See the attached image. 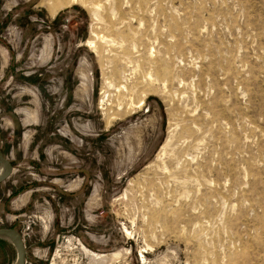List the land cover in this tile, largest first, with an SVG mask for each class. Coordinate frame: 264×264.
<instances>
[{"label": "rangeland", "instance_id": "1", "mask_svg": "<svg viewBox=\"0 0 264 264\" xmlns=\"http://www.w3.org/2000/svg\"><path fill=\"white\" fill-rule=\"evenodd\" d=\"M0 148L26 264H264V0H0Z\"/></svg>", "mask_w": 264, "mask_h": 264}, {"label": "water", "instance_id": "2", "mask_svg": "<svg viewBox=\"0 0 264 264\" xmlns=\"http://www.w3.org/2000/svg\"><path fill=\"white\" fill-rule=\"evenodd\" d=\"M0 163L2 170L0 172V184L10 177L14 167L0 148ZM0 239L9 241L17 251V264H26L27 248L22 234L13 227H0Z\"/></svg>", "mask_w": 264, "mask_h": 264}, {"label": "trees", "instance_id": "3", "mask_svg": "<svg viewBox=\"0 0 264 264\" xmlns=\"http://www.w3.org/2000/svg\"><path fill=\"white\" fill-rule=\"evenodd\" d=\"M19 192H20L19 190H16V191L13 192L12 195H17ZM7 244H9V241H7L5 239H0V247L5 246Z\"/></svg>", "mask_w": 264, "mask_h": 264}, {"label": "bare ground", "instance_id": "4", "mask_svg": "<svg viewBox=\"0 0 264 264\" xmlns=\"http://www.w3.org/2000/svg\"><path fill=\"white\" fill-rule=\"evenodd\" d=\"M92 42H93V41H90V40H89V43H87V44H91ZM1 170H2V166H1V163H0V172H1ZM83 249H84V248H83ZM86 251H87V250H86ZM91 254H93L94 256H97V257L103 256V255H99V253L96 254L95 252H92ZM13 264H17L16 261H15ZM53 264H55V263H53Z\"/></svg>", "mask_w": 264, "mask_h": 264}]
</instances>
